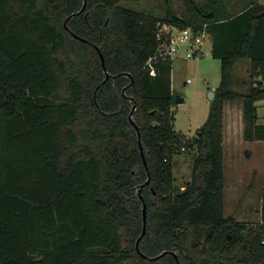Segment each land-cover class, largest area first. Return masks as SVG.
<instances>
[{
  "label": "trees",
  "instance_id": "16d2710c",
  "mask_svg": "<svg viewBox=\"0 0 264 264\" xmlns=\"http://www.w3.org/2000/svg\"><path fill=\"white\" fill-rule=\"evenodd\" d=\"M120 1L86 0L79 12L85 0H0V264H264V186L259 225L225 217L223 145L224 105L234 100L245 140H264V4L229 15L184 0L182 18L165 0L160 19ZM160 23L205 29L221 61L194 139L174 128L173 60H155V74L148 64ZM243 59L260 78L248 93L231 89ZM182 148L198 154L191 184L176 191ZM144 201L146 257L136 247ZM190 226L206 229L203 244Z\"/></svg>",
  "mask_w": 264,
  "mask_h": 264
},
{
  "label": "rangeland",
  "instance_id": "374dc122",
  "mask_svg": "<svg viewBox=\"0 0 264 264\" xmlns=\"http://www.w3.org/2000/svg\"><path fill=\"white\" fill-rule=\"evenodd\" d=\"M211 9L219 7L222 12L233 15L254 0H196ZM264 4V0H256ZM170 6L178 17L189 16L184 0H170ZM120 5L142 11L162 19L167 11L165 0H121ZM202 56L174 59L172 68L173 91L184 97L183 102L174 103V128L189 139L198 136L205 123L211 100L209 92H214L221 80V61L210 55L212 42L207 38ZM244 61L240 65H243ZM243 70L233 73L231 89L248 93L252 83L243 84ZM260 123L264 124V100L257 102ZM245 122L240 100L228 101L224 105V216L234 217L246 223L249 228L262 222L261 208L264 186V141L249 142L244 138ZM251 147V148H250ZM198 150L182 149L173 157L175 190H185L192 182L194 159ZM192 241L203 244L206 240L204 227L190 226ZM138 240V239H137ZM136 240V242H137ZM119 264H157L137 256Z\"/></svg>",
  "mask_w": 264,
  "mask_h": 264
},
{
  "label": "built area",
  "instance_id": "2783aa9c",
  "mask_svg": "<svg viewBox=\"0 0 264 264\" xmlns=\"http://www.w3.org/2000/svg\"><path fill=\"white\" fill-rule=\"evenodd\" d=\"M156 38L158 41L157 52L148 61L155 74L153 63L157 59H177L183 56L193 58L202 56V49L207 38H210L205 29L186 27L184 29L167 23L159 24ZM184 149V148H182Z\"/></svg>",
  "mask_w": 264,
  "mask_h": 264
},
{
  "label": "water",
  "instance_id": "95a60500",
  "mask_svg": "<svg viewBox=\"0 0 264 264\" xmlns=\"http://www.w3.org/2000/svg\"><path fill=\"white\" fill-rule=\"evenodd\" d=\"M85 6H86V0H85V2H84V5H83V7H82V9L79 11V12H81L84 8H85ZM68 20H69V18H67L66 19V21H65V25L67 26V22H68ZM97 49L99 50V47L97 46ZM100 51V50H99ZM100 54H101V59H102V63H103V67H104V69H105V72L107 73V75H108V71H107V69H106V65H105V59H104V56H103V54L100 52ZM215 91L214 92H209V99L212 101V100H214V98H215ZM174 99H175V101L176 102H183L185 99H184V97L182 96V95H179V94H174ZM136 129H137V132H138V134H139V137H140V129H139V126L138 125H136ZM139 145H140V149H141V151H142V155H143V159H144V164H145V167H146V169H148V165H147V161H146V158H145V154H144V152H143V146H142V144H141V141L139 140ZM150 181V177L148 178V180H147V182H149ZM142 198V197H141ZM146 226H147V204H146V202L144 201L143 202V231H142V234L140 235V237L138 238V240H137V242H136V247H137V249H138V252L143 256V257H146V255L144 254V253H142L141 252V250H140V248H139V242H140V240H141V238L145 235V233H146ZM171 253L175 256V257H177L178 258V255H177V253L175 252V251H171ZM166 254H168V251H164V252H162V253H160L158 256H155V257H153L152 259H158V258H160V257H162V256H164V255H166Z\"/></svg>",
  "mask_w": 264,
  "mask_h": 264
},
{
  "label": "crops",
  "instance_id": "0c3cea01",
  "mask_svg": "<svg viewBox=\"0 0 264 264\" xmlns=\"http://www.w3.org/2000/svg\"><path fill=\"white\" fill-rule=\"evenodd\" d=\"M210 55H211V51H210ZM242 61H244V64L243 65H240L241 64V62ZM240 70V69H242L243 70V84L246 82H250V83H252V84H254V85H256V82L257 81H259L260 80V78H252L251 77V59H243V60H241L240 62H238L237 63V65L235 66V69H234V71L235 70ZM172 71H173V69H172ZM234 71H233V73H234ZM172 74H173V72H172ZM173 78V77H172ZM233 81H234V79H233ZM233 84V83H232ZM172 91H173V82H172ZM239 92V91H238ZM173 94H175L174 93V91H173ZM261 101V100H260ZM259 102V101H258ZM257 104V103H256ZM258 106V105H257ZM260 117H259V120H258V123L259 124H261L260 122ZM247 141V140H246ZM255 141H264V140H255ZM249 142H254V141H249ZM251 148V147H250Z\"/></svg>",
  "mask_w": 264,
  "mask_h": 264
}]
</instances>
